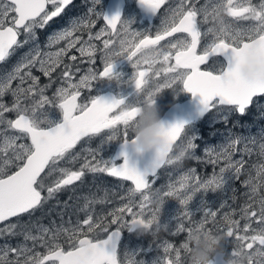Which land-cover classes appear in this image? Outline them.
I'll list each match as a JSON object with an SVG mask.
<instances>
[{
	"label": "snow or ice",
	"instance_id": "6c2138e0",
	"mask_svg": "<svg viewBox=\"0 0 264 264\" xmlns=\"http://www.w3.org/2000/svg\"><path fill=\"white\" fill-rule=\"evenodd\" d=\"M72 3L73 0H0V62L5 61L16 47L22 46L18 39L21 31L26 36L25 44L35 40V29L47 26ZM94 3L99 4L100 0H94ZM165 3L166 0H139L141 7L153 14H157ZM49 5L52 6L51 11L48 10ZM221 9L229 17L250 20L254 23L247 28H233L221 19L218 25L214 24L207 29V32H202L200 21L197 19L198 10L188 6L185 0H181L178 9L173 11L167 21H161L162 28L153 36L147 31H133L130 21L123 20L121 24L122 18L119 12L108 16L90 9L106 22V27L101 28L94 37L89 33L88 41H83V45L76 49L81 56H87L89 62L94 64L97 48L89 41L99 40L105 35H119L121 38L118 42L113 39L103 40L101 56L103 69L98 73L89 69L88 74L81 76L78 82L73 83L69 70L71 66L65 65L66 70L63 76L66 78L67 86L58 88L54 94L57 100L54 106L60 112L59 119L51 118L47 112L42 111L45 105L53 104V101L44 94L45 88L49 85L38 88L39 78L32 75L31 68L39 64L43 75L50 77L63 63L61 58L76 48L77 44H81V38L74 37V33L81 28L91 27V24L84 21H72L69 28L55 33L49 38V46L59 44L61 41H67V44L55 52L44 53L43 59H41L39 48L34 50L35 54L32 52L26 54L12 72L0 80V98L9 92L14 97L11 107L0 103V125H6L7 129L19 133L14 137H6L4 148L0 149L4 153H7L9 149L12 150L11 159L5 160L4 163L15 165V170L11 172L0 167V222L9 221L13 217L18 218L36 210L47 198L52 197L64 186L80 181L85 175V170L103 172L130 181L133 185L130 195L134 196L137 193L142 195L140 208L143 210L146 206L144 202H151L148 191L154 183L151 178L157 177L158 171L171 163L166 155L159 151L154 153L143 171L130 163L126 149L130 144L135 143V139L129 126L137 119L143 104L155 103L156 95L163 89H172L180 84V91L189 92L194 97L199 96L202 106L201 115L222 107L244 115L256 100L264 99V0H259L258 4H254L252 0H221V3L213 6L211 12L208 11L207 6L200 11H203L207 21L209 15L216 20V17L220 16ZM118 25L122 27L119 33ZM177 33H183L186 36L161 46L162 41ZM209 35L211 42L201 49L202 37ZM142 48L155 50L156 59L151 65L139 61L138 53ZM249 55L259 64L260 72L253 79L245 80L240 76V67L243 59ZM120 58L126 59L135 69L128 81L134 88V99L129 102L127 97L93 96L88 103H78L80 89L92 88L93 82L98 79L106 78L115 80L117 83L121 81L122 74L114 71L115 62ZM70 59L75 61L77 56L71 55ZM209 62H211V68L202 69L201 66ZM157 64L163 67L154 71ZM153 73L156 77H160L163 73L165 82L158 84L154 90L148 91L145 99L141 101L140 95L144 92L145 86L149 83V77ZM14 80L19 81L15 89L12 88ZM26 80H30L31 83L23 87ZM35 95H38L39 99L30 106L23 103L24 99ZM9 112H15L16 118L5 119V114ZM186 124L187 121L164 123V134L170 144L176 145L186 129ZM105 130L110 132L107 141L117 139L121 141L123 150L120 156L123 157V163L117 165L110 160L93 162L86 159L78 170L56 168L58 161L64 159L82 139L97 136ZM23 138L29 139L30 143H16ZM195 139L197 137L193 132V135L181 147L184 156L197 147L194 143ZM237 143L239 138L232 140L224 147L223 156L228 162L220 169L219 175L200 182L194 175L185 174L179 189L169 190L163 195L168 197L178 195L181 190H187L191 186L192 191L179 199V203L187 207L197 192L224 189L226 183L233 179V175L229 173L234 170V175L239 176L241 167H237V164L243 165L242 161L233 163L232 154L228 152V149L235 148ZM260 149L261 154L264 155V144L260 145ZM57 170L61 173V177L54 182V186H46V178ZM189 172L194 173L195 170L192 169ZM256 179L258 181L256 183L252 178L244 183L254 197H259L254 202L258 204V209L253 204L242 209V219L249 221L243 230L247 233L251 229L253 234L235 235L239 230V221L225 215L224 219L228 224L225 235L227 237L235 235V239L240 242L238 247L249 253V264H264V194H261V189H264V165L257 169ZM193 180L196 182L195 185H191ZM45 189L47 197L42 195ZM117 211L120 213L127 211L132 215L131 222H122L121 216H114L110 223L120 224V227L114 231H109L108 228L102 229V233H107L106 236L102 233L89 235L98 227L91 223L92 218L89 216L83 221L84 225H88L87 233L82 228L74 229L72 239L75 242L69 250L55 245L45 255L39 253L28 255L31 249L26 246L16 248L5 246L0 248V264H21V257H25L23 264H46L49 261L53 264H118L117 241L121 228L126 225L131 230L137 224H142L145 228L151 229L154 223L157 227L161 224L156 215L148 220L137 219L128 205ZM156 211L159 212L158 209ZM184 215L188 216L190 213L185 212ZM206 215L214 219L217 213L209 211ZM253 220L260 225L259 228H251ZM206 222L201 221L195 228L187 229L186 239L179 247H174L170 243L166 244L164 253L168 254V258L165 264H184L183 256L188 251L189 236L194 229L204 230ZM163 226L167 227V224ZM16 227V224H9L7 228L0 229V233L7 231L15 234L13 230ZM177 231L183 232V225H180ZM208 231L211 232L210 229ZM29 239L36 241L38 238L25 235V240ZM235 251L236 248L231 254L235 255ZM10 253L15 254V261L9 259ZM252 256L259 259H252ZM153 264H159V262L154 261Z\"/></svg>",
	"mask_w": 264,
	"mask_h": 264
},
{
	"label": "rangeland",
	"instance_id": "374dc122",
	"mask_svg": "<svg viewBox=\"0 0 264 264\" xmlns=\"http://www.w3.org/2000/svg\"><path fill=\"white\" fill-rule=\"evenodd\" d=\"M127 1L129 4L127 7L128 9L134 8L133 5L135 2H137V0ZM252 2L254 4H258L259 0H252ZM180 3L181 0H168V17L172 15L174 10L178 9ZM185 3L188 4V6L195 7L198 10L197 19L198 21H200V28L202 32H207V29L209 27H212L214 24L218 25L217 20H213L212 15H209L207 17V21H205L204 13L200 10L207 6L208 11L211 12L213 6L221 3V0H190V2L189 0H185ZM166 7L167 3L162 5L161 9H165ZM143 9L145 10V8ZM166 16L167 15L165 14H155V17L158 19H163L164 17L163 21H167ZM220 17L224 20L225 23L232 25L233 28H247L254 23L250 20L246 21L243 19L229 17L222 9L220 10ZM72 21H83V17L81 15L71 17L66 21V24L54 28L51 34H45V36L48 37V39H46V44L44 47L45 50H43V48L41 47L42 45L40 42H34V40L31 42L29 46L30 48L26 50L27 43H24L25 39H19L22 46L16 47L15 50L11 52L10 56L7 57L5 61L0 63V80H2L8 73L12 72L16 65L22 61V58H24L26 54L30 52L35 54L34 50L36 48H39L41 59H43L44 53L55 52L59 49V47H65L67 41H61L59 43L60 46L58 47L56 46L58 44L49 46V38L52 37L55 33L69 28ZM131 28L133 31L141 32H145L148 29L146 27L135 26H131ZM161 28L162 24L160 26V29ZM86 29L87 28H81L80 31L74 33V37L85 39L84 37H82V35ZM185 36L186 34L179 33L172 39L184 38ZM120 38L121 37L119 35H114L113 39ZM202 38L205 39V44L211 42L210 35L203 36ZM36 39H38L37 35ZM51 47H54L55 50L50 49ZM127 64L131 65L130 62H127ZM32 68L35 69V72H33V70L31 69L33 76L39 78L40 75H43V73L40 71L39 64H36ZM82 69L83 67H80L79 69L76 68L78 74V80L76 82L79 81L81 76L88 74L86 71L80 72ZM131 75L132 73L130 74L126 72L125 74H122V79L119 83H117L115 80H109L102 85H118L119 92H121V94H132L134 93V88L130 83H128ZM44 77L49 79L47 81V85L50 86L55 83L53 77ZM152 82H155L154 76L152 78L149 77V83ZM30 83V80H26L23 87H27ZM149 83L145 86V91H151L155 89L154 87H152V85L149 86ZM18 84L19 81L14 80L12 82V88L15 89ZM39 85L40 84L38 83V88H40ZM174 87L175 90H177V88H181V85L177 84ZM44 94L49 97V94H46L45 92ZM38 99V95L30 96L24 99L23 103L30 106L35 100ZM13 100L14 97L12 96L11 92H9L3 98H0V103H4L7 106L11 107ZM51 100L53 101V104L45 105L42 111L47 112L51 116V118L59 119V110L54 106L57 100ZM252 106V110L249 111V117L251 121L248 123L242 122L241 119L235 116V111H230L227 107H222L220 109H212L209 114H207L198 122L188 124L184 133H182L180 139L174 146V149L183 147L187 139L191 135H193V132L195 133L197 139H199V141H197V139L194 140V143L197 145V147L194 150H191L185 156L181 164L165 165L158 172L157 177L151 178L154 181L151 189L148 190L151 195V202H144L146 206L143 208V210H141L140 208L142 195L140 193H137L134 196L130 195V189L133 187L132 185L125 184V182L121 181L110 180L111 189L109 188L108 183L104 182V185L101 186L102 193L98 192L97 195L96 191H90V193L84 194L85 196L82 198L84 202L82 207L83 217H71L69 216L70 214L62 212L66 207L65 205H63L62 208L60 206L58 209L54 210L56 216H54L53 219L48 222V224H45V222L35 221H32L28 224V219L30 217H33V215L26 214L25 216L27 217L25 219H19L16 217L12 218L9 221L3 222L2 224H0V229L7 228L9 224H16L17 227L13 230L15 234L7 231L0 233V248H3L5 246L13 248L26 246L27 248L31 249V252H29L28 255H34L36 253L45 255L46 253H48L49 249L53 248L55 245H64L65 249L71 248L70 243L75 241L72 239L73 235H69V227L63 223L65 221H73V230L82 228L84 232H87L88 225H84L83 221L89 216H91L92 218L91 223L93 225H98L97 222L100 220L105 221L107 215L111 214L112 209L115 210L116 208V204L113 207L111 206L114 200L111 197V193L113 192V190L116 191L119 188L123 190V197L121 198L123 200L120 201L118 209L128 205L132 208V212L136 217L148 220L151 219L153 215H156L159 218L161 224L160 227H157V225L154 223L151 229H147L143 234H140L137 229L130 230L125 225L123 227L125 229V237L122 241H120L118 248V260L120 264H130V262L131 264H141V262L142 264H153L154 261L159 262V264H165V261L168 258V254L164 253V247L166 246V244L170 243L174 247H179L186 239L187 229L195 228L196 225L201 221H207L205 224L206 230L210 229L213 233L223 235L225 237L226 245H229V247H231L232 249L237 248L240 242L235 239V235L250 236L253 234L251 229H249L247 233H245L243 230L245 224L249 223V221L242 219V209L247 207V205L249 204H253L254 207L258 209V204L254 203L256 201V196L254 197L252 195L249 187L244 182L249 178H252L254 183L258 182L256 179L257 169L261 165H264V155L261 154L260 149V145L264 144V99L256 100ZM15 117V112H9L5 114V119H14ZM218 124H221L222 126L219 127ZM17 135H19V133H17L15 130L7 129L6 125H0V149L4 148V141L6 137L10 138ZM237 138H239V143L235 145V148H229L228 152L232 154L231 159L233 163L242 161L243 165L241 166L240 164H237V167H241L239 176L234 175V170L232 173H229V175H233V179L226 183L224 189H217L215 191L209 189L207 191L202 190L200 192H197L187 207L181 205L179 203V199L183 198L192 191L191 186L187 190H181L178 195H174L171 197L163 195L169 190L179 189L180 183L182 182V177H184L185 174L194 175L199 179L200 182H205L212 179L213 176L219 175L220 169L224 167L228 162L223 156V149L232 140ZM16 143L29 144L30 140L27 138H23L17 140ZM79 156L80 154L76 152L74 154H69L71 160H73V157L77 158ZM11 157V149H9L7 153L0 151V167L6 168L9 172L15 170V165H6L4 161L7 159H11ZM65 157H67V155ZM234 157L235 159H233ZM86 159L93 162H101L111 159V156L107 157V155L100 154L99 158H96V156L94 155H85L83 157L84 162H80V166L73 167V170L80 169V167L85 163ZM187 160H191L193 161V163H188L186 162ZM60 168L57 167V169ZM192 169L195 170L194 173L189 172V170ZM58 171L59 170H57V172ZM86 175H90L93 178L102 179L104 178V176L106 177L107 173L90 172L85 170V175L82 178H84ZM49 178L50 176H48L46 180H49ZM195 183V180L191 181V185H195ZM109 189L111 190V193L109 192ZM231 194L234 195L231 196ZM157 196L162 197L164 200L161 212L156 211L158 207L157 203L155 202ZM227 198L231 200L227 201ZM94 202L100 203V205L102 203L103 204L100 207H95L93 205ZM67 208L69 210H73L75 207H73L72 204L67 205ZM209 211H215L217 213L214 219L210 215H206V213H208ZM185 212L190 213V215L185 216ZM119 215L123 218L122 222H131L132 215H130L127 211L123 213L119 212ZM225 215H228L233 220L239 221V230L233 237H227L225 235L228 228V224L224 219ZM58 222H61V224L58 225ZM39 223L42 224L39 225ZM106 223L110 224L109 221ZM164 224H167V227H164ZM117 225L120 226V224ZM180 225H183L184 227L183 232L177 231ZM50 226H53V230L50 229ZM259 227L260 225L257 224L255 220L251 222V228ZM102 229L104 228L98 225V227L94 229V233H91L90 235H94L95 233H102ZM106 234L107 233H102V235L104 236ZM25 235L35 236L38 239L36 241H33L31 239L25 240ZM55 235L58 236L57 239H54ZM41 237L42 239H40ZM60 237L62 238L60 239ZM183 258L184 264H188V257L186 253L184 254ZM9 259L15 261V254L10 253ZM24 259L25 257H21V264H23ZM46 264H53V262L49 261L46 262Z\"/></svg>",
	"mask_w": 264,
	"mask_h": 264
},
{
	"label": "flooded vegetation",
	"instance_id": "af4514ba",
	"mask_svg": "<svg viewBox=\"0 0 264 264\" xmlns=\"http://www.w3.org/2000/svg\"><path fill=\"white\" fill-rule=\"evenodd\" d=\"M107 3L108 0H100L99 4L94 3V0H73V3L68 6L65 11L59 16L54 18L47 26H45L44 28H37L35 29L36 35L38 36V39H35L34 42H40L41 43V47L43 48V50H45V44H46V39H48L47 36H45V34H51L52 31L54 30V28L56 27H60L61 25L66 24V21L68 19H70L71 17H75V16H79L81 15L83 17V21H85L86 23H90L91 27H88L85 32L83 33L82 37H84L85 39H81L82 43L77 45L76 48H74L73 50H71L66 56L62 57V61L63 63L56 68V70L51 74L50 77H53L55 80V83L50 85L49 87L45 88V93L49 94V99H56L54 94L56 92V90L58 88L61 87H66V78L63 76L65 69V65H70V72L72 75V82L76 83V81L78 80V74L76 71V68H80L83 67V69L80 72H84L86 71L88 73L89 69H93L95 72H99L102 71L103 69V62L101 60V56L103 55V40H105V38L107 39H113V36H102L99 40L96 39H92L91 41H89V43L96 45L97 51L95 54V63H90L89 62V58L87 56H81L80 53L76 50L78 47H80L83 44V41H88V36L89 33H91V35L94 37L95 34L101 29V28H105L106 27V22L98 15L94 14L92 11H90V9H95V12H101L103 14H106L108 16H111L112 14H110L107 11ZM167 3V7L165 9H159L158 13L159 15H167L166 16V20L168 18V0L166 1ZM128 1L124 0V5L121 9V18H122V22L123 20H127L130 21L131 26H135V27H146L147 29V33L150 35H155L157 30L160 29L161 26V21H163V19H158L155 17V14H153L151 11L147 10L145 8V10L141 7V5L139 4V0H137V2L134 3L132 9H128ZM48 10L51 11L52 10V6L49 5L48 6ZM130 18V19H129ZM122 30V27L120 25H118V32ZM179 33H177L176 35H178ZM174 35V36H176ZM174 36L172 37H168L166 38L165 41L161 42V46H166L167 44L174 42L177 39H172ZM19 39H26L25 34L23 33V31H21V35ZM116 40L118 42L119 39H113ZM32 41H29L26 44V50H28V48H30V44ZM206 45L205 44V39L202 38V42L200 45V48L202 49L203 46ZM57 47L60 46L59 44L56 45ZM61 48V47H59ZM50 49L55 50L54 47H51ZM71 55H76L77 59L75 61H72L70 59ZM213 59H219V58H213ZM127 60L124 58H120L118 60H116L115 62V69L114 71L121 73V74H125L127 73H133L135 71V69H133L131 67V65L127 64ZM163 67V65L161 64H157L155 66V70H158L159 68ZM202 69L204 70H209L211 68V62H209L206 65H202L201 66ZM33 70V72H35L34 68H31ZM154 76L155 78V82L153 83H149V86L152 85V87H156L158 84H162L165 82V76L163 73H161L160 77H156L154 75V73L152 75H150V77L152 78ZM49 79L45 78L43 75L39 76V86L40 88H44L45 85H47V81ZM109 81L106 78H101L98 79L97 81L93 82V86L92 88H81L80 92L81 95L78 98V103H88L89 100L93 97V96H101L103 94H105L106 92H111L113 93L117 98L120 97H127L128 101L131 102L134 97H135V93L132 94H121V92H119V86L118 85H112L109 84L107 85H102L103 83ZM148 91H145L144 88V92L141 93L140 95V100L143 101L147 95ZM190 98V94H188L186 91H180L179 88H177V90H175V87H173L172 89H163L160 93H158L155 97V105L157 106V108L159 109L160 112V117L163 115V113L165 112V110L173 103L178 102V101H183ZM57 103V102H56ZM60 113V112H59ZM110 134L109 131L105 130L104 132H102L101 134L94 136V137H90V138H84L82 139L74 149H72L68 154L67 157H65L64 159L58 161L56 168H60V167H64L67 169H71L73 170V167H77L80 166V162L83 163V157L85 155H94L96 156V158H99L100 154H104L108 156H111V159H108L110 161H114L115 163L119 162L120 159H115V152L117 147L119 146V144H121V141L119 139L115 140V141H107V136ZM122 135L120 136V139L122 140ZM102 149V150H101ZM78 153L80 154L79 157H77L75 160H71L69 157V154H74V153ZM73 161V162H72ZM47 171V170H46ZM61 177V173L58 171H53L52 174L50 175L49 180L45 181L46 186L51 185L54 186V182L59 179ZM107 178H109L110 180L113 181H121V182H125V184L128 185H132L130 182H127L123 179L117 178V177H113L110 175H106ZM56 178V180H55ZM119 179V180H118ZM74 184V183H73ZM72 184V185H73ZM72 185H67L64 186L62 189H67L69 187H71ZM127 185V186H128ZM133 186V185H132ZM61 189V190H62ZM60 191V190H59ZM238 192V191H235ZM261 194H264V189H261ZM43 196L47 197V191L45 189V191L42 193ZM234 194H231V196H233ZM111 197L113 200L111 206L113 207L116 204V208L115 210L112 209L111 214L107 215L105 221L103 220L102 225L101 223L98 221L97 224L99 226H101L102 228L106 227L109 230L112 229L113 227H120L117 224H111V220L114 218V216H120L119 212L117 211L119 208V203L122 197H123V190L121 188L117 189L116 191L113 190V192L111 193ZM118 198V199H117ZM256 200H258V196L255 197ZM244 199H248V198H244ZM242 199V200H244ZM227 201L231 200V199H226ZM44 208H52V212L50 215H46V216H42V218H48L49 220L47 221H38V222H45V224H48V222H50L54 216H56V213L54 212V210L58 209L61 205L59 204L58 206V202L54 201V202H47L44 201V203L41 205ZM26 215H33V213H29ZM34 216V215H33ZM59 221V220H58ZM110 224H107L106 222H108ZM62 222V221H61ZM61 222H58V225L61 224ZM73 221L70 222H64L63 224H66V226L69 227L70 231H69V235H73V228H72V223ZM42 223H39V225ZM53 226H50V229H52ZM124 229V228H122ZM53 230V229H52ZM125 231V229H124ZM87 233V232H85ZM90 235V234H89ZM58 236H54V239H57ZM125 237V236H124ZM124 237L121 239V241L124 239ZM62 237H60L61 239ZM74 242H71L70 245L72 246ZM69 245V246H70ZM63 246V247H62ZM60 247H62L64 250H69L70 248L65 249V246L62 245ZM68 246V247H69ZM233 251V249L231 247H229V245H225V253L227 254H231V252ZM214 264H224V258L223 257H217L214 260Z\"/></svg>",
	"mask_w": 264,
	"mask_h": 264
},
{
	"label": "clouds",
	"instance_id": "9594fccd",
	"mask_svg": "<svg viewBox=\"0 0 264 264\" xmlns=\"http://www.w3.org/2000/svg\"><path fill=\"white\" fill-rule=\"evenodd\" d=\"M222 18L216 17L217 22ZM141 63L151 65L156 59V52L152 48H142L138 53ZM260 72L259 64L251 55L246 56L240 67V76L245 80L253 79ZM135 143L129 146L139 155L147 153L162 152L166 155L171 164H181L185 158L182 149H174L164 134V122L160 117V112L155 103H144L137 119L129 126ZM157 209L161 212L164 200L157 196ZM135 229L140 234L145 233L147 228L142 224H137ZM188 264H214L217 257L224 258V264H249V253L239 247L236 248L235 255L225 253V237L221 234L204 230H193L188 238ZM258 257L252 256V259Z\"/></svg>",
	"mask_w": 264,
	"mask_h": 264
},
{
	"label": "water",
	"instance_id": "95a60500",
	"mask_svg": "<svg viewBox=\"0 0 264 264\" xmlns=\"http://www.w3.org/2000/svg\"><path fill=\"white\" fill-rule=\"evenodd\" d=\"M124 5V0H108L107 3V11L110 14H115L119 12L121 14V9ZM175 35V34H174ZM189 93V92H187ZM190 98L183 100V101H178L173 104H171L163 113L161 116L162 121L165 124H171L175 123L177 121H187V124H190L191 122L197 121L200 118H203L205 115L200 114V108L202 107L200 105V98L199 96H193L191 93ZM105 98H111V97H116L113 93L111 92H106L105 94L101 95ZM16 118V117H15ZM14 118V119H15ZM122 144H119L118 148L116 149L115 156L114 158L121 159L117 165L123 163V157L120 156V152L122 151ZM127 152L130 158V163L136 165L140 171H143L145 167L149 164L153 157V153H147L144 155H139L137 154L130 146L127 147ZM159 172V171H158ZM120 178V177H119ZM139 219L138 217H136ZM11 219V218H10ZM3 222H0V224ZM117 228H113L110 231H114ZM131 230H135L131 229ZM123 237V231L120 229V237L117 241V248L119 246L120 240ZM119 264V261H118Z\"/></svg>",
	"mask_w": 264,
	"mask_h": 264
},
{
	"label": "trees",
	"instance_id": "16d2710c",
	"mask_svg": "<svg viewBox=\"0 0 264 264\" xmlns=\"http://www.w3.org/2000/svg\"><path fill=\"white\" fill-rule=\"evenodd\" d=\"M263 100V99H262ZM253 106L247 110V112L244 115L239 114L238 112H234V115L237 116L239 119L242 120L244 123L250 122V117H249V111H251ZM218 126H222L221 124H218ZM203 131V130H202ZM199 141V139H197ZM186 162L193 163L191 160H187ZM198 163V162H197ZM105 183H108L109 188L111 189V182L110 179L105 177L102 179H97L93 178L90 175H86L84 178H82L80 181L74 182V184L67 188V189H62L60 191H57L53 194L52 197L47 198L45 201L47 202H58L61 205V208L63 205H65V209L62 211L64 213L70 214L69 216L71 217H83V197L85 196L84 194L90 193V191H96V194L98 192L102 193V188L101 186L104 185ZM106 185V184H105ZM99 189V190H97ZM109 189V192L111 193V190ZM98 195V194H97ZM94 200V199H93ZM97 202V201H96ZM94 202L93 205L95 207H100V203ZM75 207L73 210H69L67 208V205H72ZM81 208V210H80ZM52 208H44L42 206H39L36 210L32 211L33 217H30L28 219V224L32 221L38 222V221H47L49 220L48 218H42V216L50 215L52 212ZM61 212V213H62ZM27 216L23 214L21 217H18L19 219H25ZM16 218V217H15ZM103 221L100 220V223L102 224ZM103 226V225H102Z\"/></svg>",
	"mask_w": 264,
	"mask_h": 264
}]
</instances>
